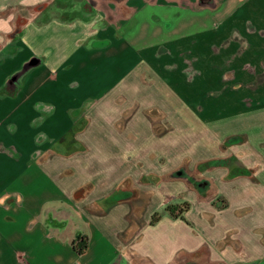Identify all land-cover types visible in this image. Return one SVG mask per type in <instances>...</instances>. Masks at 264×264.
<instances>
[{
	"label": "crops",
	"instance_id": "obj_1",
	"mask_svg": "<svg viewBox=\"0 0 264 264\" xmlns=\"http://www.w3.org/2000/svg\"><path fill=\"white\" fill-rule=\"evenodd\" d=\"M27 2L0 0V264H264V0Z\"/></svg>",
	"mask_w": 264,
	"mask_h": 264
},
{
	"label": "rangeland",
	"instance_id": "obj_2",
	"mask_svg": "<svg viewBox=\"0 0 264 264\" xmlns=\"http://www.w3.org/2000/svg\"><path fill=\"white\" fill-rule=\"evenodd\" d=\"M15 2H13L14 4ZM43 8V14L35 16L36 11ZM65 10H69L66 11ZM28 20H48L52 15H57L62 19H67L70 15L90 14V7L86 4L85 0H28L27 2ZM71 13V14H69ZM23 19V18H22ZM15 20V18H13ZM18 20H20L18 18ZM167 208V207H166ZM167 210V209H166Z\"/></svg>",
	"mask_w": 264,
	"mask_h": 264
},
{
	"label": "trees",
	"instance_id": "obj_3",
	"mask_svg": "<svg viewBox=\"0 0 264 264\" xmlns=\"http://www.w3.org/2000/svg\"><path fill=\"white\" fill-rule=\"evenodd\" d=\"M185 205L188 206V203H186ZM177 208H181V207L168 205L166 209L167 211L175 214L177 211ZM160 216L161 214L159 212L154 213L152 217V222L157 221L160 218ZM87 245H88V237L86 235L84 236L79 235L76 241V245H75L77 251L80 253L83 252L86 249Z\"/></svg>",
	"mask_w": 264,
	"mask_h": 264
}]
</instances>
